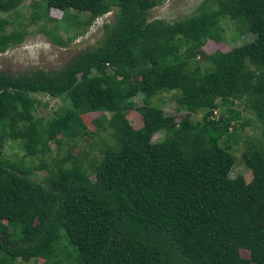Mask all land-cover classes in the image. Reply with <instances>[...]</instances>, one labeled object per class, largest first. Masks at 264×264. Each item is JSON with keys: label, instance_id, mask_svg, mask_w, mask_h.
<instances>
[{"label": "trees", "instance_id": "1", "mask_svg": "<svg viewBox=\"0 0 264 264\" xmlns=\"http://www.w3.org/2000/svg\"><path fill=\"white\" fill-rule=\"evenodd\" d=\"M21 1L0 0V14ZM164 1L42 0L38 31L56 46L115 9L113 21L101 25L94 49L57 71L0 72V150L18 141L24 156L44 155L49 142L58 148L62 138L83 135L81 117L89 113H99L95 135L107 133L113 144L102 142L89 168L68 146L59 161L68 164L57 162L43 183L0 156V264H264V0H211L209 7L203 0L190 17L148 21ZM50 9L61 12L66 29L77 28L65 41L44 28L56 22ZM69 11L88 13L87 20ZM227 24L253 39L204 54L205 41L223 42ZM10 25L0 17V54L26 36L7 31ZM158 92L177 93L183 116L176 124H161L152 103ZM34 94L67 102L57 116L63 129L54 118H33ZM134 99L142 107L138 129L124 116ZM235 107L260 129L241 154L247 183L229 176L232 126L250 122ZM160 130L169 135L149 144Z\"/></svg>", "mask_w": 264, "mask_h": 264}, {"label": "rangeland", "instance_id": "2", "mask_svg": "<svg viewBox=\"0 0 264 264\" xmlns=\"http://www.w3.org/2000/svg\"><path fill=\"white\" fill-rule=\"evenodd\" d=\"M202 1L166 0L147 12V20L159 19L173 22L190 17L201 9L199 8V4ZM212 1L207 0L204 7L214 6L212 5ZM43 11L42 0H22L20 5L13 11L8 14H0V17H4L11 22L7 31L14 29L26 32V36L20 44L8 48L3 54H0V72L16 76L36 69L53 72L65 67L79 53L96 47L103 34L101 25L112 23L115 9L95 20L93 24L91 23L83 35L73 38L65 47L52 44L46 36L38 31L43 21L37 20L36 16ZM69 14L74 16L79 23L85 22L88 17V13L85 12L69 11ZM49 16L56 20V22H47L44 28L48 30L52 28L53 33L61 40L65 41L66 38L71 37L75 33L74 29L77 28L71 29L69 27L66 29L65 24L61 21L62 14L60 11L50 9ZM233 26V24L223 25V42L216 44L210 40L205 41L201 51L204 54H210L214 51L226 52L253 39V36L249 33L239 34L242 29L237 26L235 30ZM196 61L200 63L202 70L206 67L201 57L196 58ZM138 80V78L133 79L132 83H137ZM31 97L38 102L37 105H34V111L31 113L33 118H41L43 121L54 118L59 127L63 129L64 124L57 116L68 106L67 102L61 99L50 98L45 94H34ZM152 103L158 109L161 124L164 126L176 124L183 116V112L179 109L180 100L175 92H158L153 96ZM133 104L135 109L125 113L124 116L133 129H138L142 123V115L140 114L142 107L138 99H134ZM215 104H219L218 100H215ZM235 109L240 112L241 119H246L250 122L244 127L238 125L239 121L232 126L236 140L235 143L230 142L229 151L234 157V164L229 176L231 178L242 176L245 183H247L251 175L244 165L241 154L244 146L251 141L256 143L260 138V129L258 123L250 113L241 111V107H235ZM214 113V117H217L218 111L216 110ZM105 116L108 118L110 115L105 114ZM98 117L99 113L83 115L81 121L85 127L84 134L73 138V140L62 138L58 148L54 143L49 142V150L44 155L36 154L32 157H26L20 148V142L16 141L13 143L5 142L0 150V156L7 162L26 168L30 172L31 179L42 183L55 172V164L66 157L68 146L72 147L70 151L71 156H79L83 167L89 168L92 161L100 157L98 149L101 148L102 142H106L109 145L113 144V139L107 133L95 135L93 121ZM200 117V114L194 115L191 116L190 120L194 123L199 121ZM167 135L169 134L164 130H160L150 137L148 143H160ZM58 138L60 137L58 136ZM220 144L223 145L222 142ZM58 164L65 166L68 163L59 162ZM240 255L243 258H247V254L244 251H240ZM37 262L38 264L42 263L41 260Z\"/></svg>", "mask_w": 264, "mask_h": 264}]
</instances>
